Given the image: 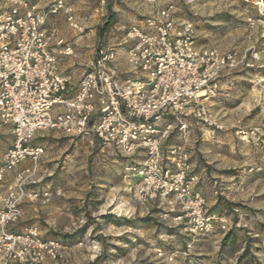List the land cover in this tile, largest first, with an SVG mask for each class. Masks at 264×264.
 I'll list each match as a JSON object with an SVG mask.
<instances>
[{"label": "built area", "instance_id": "1", "mask_svg": "<svg viewBox=\"0 0 264 264\" xmlns=\"http://www.w3.org/2000/svg\"><path fill=\"white\" fill-rule=\"evenodd\" d=\"M146 1L157 9L144 27L124 31L127 69L118 66L119 48L103 45L87 62L71 97L72 77L59 70V62L77 54L72 46L53 49L54 36L45 26L63 13L69 26L84 34L73 8L65 0L44 8L32 0H6L0 8V128L10 127L13 137L0 165V264H62L69 249L44 239L35 226L13 231L26 205H46L53 194L61 195L37 187L46 148L32 143L49 132L95 137L112 147L127 161L123 181L134 203L184 225L191 242L227 230L226 218L211 216L196 190L189 122L212 129V138L227 130L210 105L220 94V81L232 71L254 68L262 58L257 52L248 57L201 46L195 22L179 15L177 1ZM184 1L193 5L196 0ZM175 133L179 142L167 145ZM236 136L247 142L250 134L238 129ZM158 254L163 256L160 249Z\"/></svg>", "mask_w": 264, "mask_h": 264}, {"label": "rangeland", "instance_id": "2", "mask_svg": "<svg viewBox=\"0 0 264 264\" xmlns=\"http://www.w3.org/2000/svg\"><path fill=\"white\" fill-rule=\"evenodd\" d=\"M175 1L186 18L201 24L207 20L204 27L210 34L200 37L199 45L211 44L248 57L257 52L262 58L254 68L230 72V83L225 85L229 97L219 95L210 103L213 112L227 123V130L212 138L200 130L204 127L189 122L194 173L201 177L200 188L209 214L226 218L227 230H216L209 237L191 242L184 225L162 219L157 209L147 213L134 203L130 187L123 181L126 159L93 138L61 136L48 140L50 156L40 163L38 175L42 181L37 187L53 191L52 179L59 177L60 189L77 195L74 226L62 233L52 227L50 201L23 216V229L35 226L46 238L60 234L62 240H82L90 234L99 253L93 264H264V0H196L193 5ZM5 3L0 0V8ZM106 3L113 14L106 38L115 32L117 13H121L112 8L126 16L157 9L146 0ZM99 4L100 0H84L79 4V14L83 17L84 7ZM238 129L249 132L247 142L238 139ZM178 142L175 133L167 145ZM7 148L8 143L0 141V165ZM132 212L138 227L133 232L135 242L125 234L130 226L125 220ZM146 217L148 220H144ZM246 248L248 256L240 261ZM82 252L76 251V264H87L80 258Z\"/></svg>", "mask_w": 264, "mask_h": 264}, {"label": "crops", "instance_id": "3", "mask_svg": "<svg viewBox=\"0 0 264 264\" xmlns=\"http://www.w3.org/2000/svg\"><path fill=\"white\" fill-rule=\"evenodd\" d=\"M53 0H32V2L36 5H38L40 8H44L48 3L52 2ZM66 3L71 6L74 10V14L76 17L77 22L79 23L80 26H82L85 29L84 34H80L79 32L75 31L69 26V23L67 22V17L65 14L60 13L56 16H52L48 21L45 26L46 30L48 33L52 34L54 36V40L52 43V48L57 49L60 46H72L77 54L76 58L73 57H64L60 59L59 62V70L66 75H70L72 77V85L70 87V90L67 94V96L71 97L75 94L78 83L83 75L85 66L87 62L95 57L96 51L98 48L102 47L103 45L106 46H115L119 48V63L118 66L121 70H126L127 66L125 63V51L128 47V45L125 44L124 41V31L126 29H129L133 26H138L143 28L145 25V19L149 15L148 14H142L138 13L137 15H129L126 16V14L123 11H118L117 9L112 10L114 12H121L120 14L117 13V16L119 17L118 23L115 26V32L111 35L110 38H102L100 34L97 35L98 29L102 27L104 23V16L106 14V2L107 0H100V4L97 7L92 8L91 6L89 7H84L82 10L85 12L83 17L79 14V4L82 3L84 0H65ZM140 2V0H137ZM161 0H158V3ZM175 1V0H173ZM185 3V1H184ZM78 5V7L76 6ZM179 7V15L181 17L186 18V15L183 13L181 10V7ZM99 11V13H98ZM191 20V19H190ZM194 21V20H192ZM195 22V21H194ZM207 20L203 21V24L201 22H195L196 27H197V38H198V44H199V38H205L209 36L210 32L204 27V23H206ZM201 46H206L210 48H216L219 51H229L227 49L219 48L217 46L211 45V44H201ZM229 73L226 74L220 81V96L223 95L224 97H229V93L227 92V89H225V85L230 83V77ZM128 77H134L132 75H123V78H128ZM222 92V93H221ZM227 124L226 122H224ZM200 130L203 133L211 134L210 136L212 137L213 135V130L208 129V128H200ZM56 136H61L62 135L56 133V132H49L44 135H37L36 139L33 141V145L35 146H44L46 148V155L43 158L47 162L50 154L47 152V145H48V140L53 137L56 138ZM82 138H93L94 141L100 143L103 145L100 141H98L95 137H82ZM76 139V138H75ZM13 137L11 134V129L8 126H3L0 128V141L2 142H7L8 143V148L5 149L3 157L9 147L11 146ZM109 149L112 147L103 145ZM113 149V148H112ZM42 160V161H43ZM125 164H123L122 168V174H123V169L125 167ZM26 164H21L18 167V170L23 169V166ZM194 166V171L196 168V164H193ZM193 171V172H194ZM15 172L9 173L7 175V178L9 181L12 180L13 175ZM199 179V182L196 186V190L199 191L202 195L203 192L200 188V176L197 173H194ZM60 178L57 177L56 179H52V184L55 185L53 189V193L55 191H59L61 193L60 196H56L53 194V197L51 199L50 203V214H51V221H52V227L57 228L59 233L69 231L72 226H74V219H75V209H74V204L76 202L75 199H77V195L74 192H71L70 190L63 192L60 189ZM69 188L71 182L67 183ZM73 184V183H72ZM51 185V184H50ZM48 184V186H50ZM204 196V195H203ZM38 207L43 208V204L41 203H35L34 205L29 204L26 205L25 207V212L26 214L24 217L27 216L29 213L30 209L33 207ZM37 212V211H36ZM127 220H130L131 222L134 221V213H129V215L126 217ZM137 224L132 223L131 226L126 227L125 234H127V238H130L132 242L136 241L135 234L133 232L137 231L138 227L136 226ZM28 228L25 227L23 229V217L19 224L14 227L13 231L15 233H23L24 230ZM41 234L44 239H55L58 240L62 243L68 244L69 249L65 253V258L62 264H76L75 262V254L76 251H83L82 254L80 255V258L83 260L84 263H94L95 260L99 257L98 247L95 245V242L91 241V235L87 234L84 239L82 240H74L73 238H68L66 240H62L60 234L57 235L55 238H46L45 233L40 229ZM70 232V231H69ZM87 239L89 241H87ZM78 242V243H77ZM94 247L95 249H93ZM87 251L88 253H86ZM85 253V254H84Z\"/></svg>", "mask_w": 264, "mask_h": 264}, {"label": "trees", "instance_id": "4", "mask_svg": "<svg viewBox=\"0 0 264 264\" xmlns=\"http://www.w3.org/2000/svg\"><path fill=\"white\" fill-rule=\"evenodd\" d=\"M106 14H105V16H104V23H103V25H102V27H101V29H100V35H101V37L102 38H106V36H107V29H109V27H110V25H111V23H110V21H111V18H112V12H111V8H110V5H107L106 6ZM147 218H149V217H146V219H144V220H148ZM125 222H127V224L128 225H132V223L133 222H131L130 220H125ZM86 229H85V227L84 228H82L81 230H80V232L81 233H84V231H85ZM248 252H249V249L248 248H246L245 250H244V252H243V254L240 256V258H239V260L240 261H242L243 259H246L247 258V256H248Z\"/></svg>", "mask_w": 264, "mask_h": 264}]
</instances>
